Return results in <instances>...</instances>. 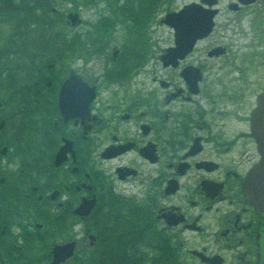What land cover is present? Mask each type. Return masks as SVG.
<instances>
[{"label":"flooded vegetation","instance_id":"af4514ba","mask_svg":"<svg viewBox=\"0 0 264 264\" xmlns=\"http://www.w3.org/2000/svg\"><path fill=\"white\" fill-rule=\"evenodd\" d=\"M231 1L236 0L218 1L211 31L196 39L184 57L168 54L173 45L169 37L158 54L157 70L151 75L130 72L127 82L105 97L99 94L103 82L94 73L97 69L77 66L90 87L85 85L79 98L78 91L69 93L65 111L71 118L52 122L54 129L62 124L73 128L60 134L54 152L62 139L71 140L74 159L67 152L60 166L75 163L77 169L70 168L62 184L54 185L76 194L77 201L94 196L103 209L112 199L108 192L98 193V186L106 185L100 164L114 161L108 176L132 192L119 202L124 207L117 205L119 215L108 220L105 231L111 234L98 230L94 247L100 258L109 255L110 242L118 239L126 242L121 256L136 254L147 264H154L155 257L163 264L261 263L264 213L248 202L243 186L259 158L250 114L264 89L262 83L254 87L264 70L261 7L256 9L262 0L239 4L234 11ZM245 12L250 13L248 30L239 24ZM237 23L240 38L250 37L248 43L230 41L228 32ZM104 77L110 81L107 91L115 79L110 72ZM154 165L158 170L151 175L145 166ZM110 255L119 264L115 248Z\"/></svg>","mask_w":264,"mask_h":264},{"label":"rangeland","instance_id":"374dc122","mask_svg":"<svg viewBox=\"0 0 264 264\" xmlns=\"http://www.w3.org/2000/svg\"><path fill=\"white\" fill-rule=\"evenodd\" d=\"M189 1H191V0H163V2L159 6L153 7L149 13L143 14V15L139 14V15H141V17H140V20H141L140 25H135V26L132 25V21L130 19H124L122 21L123 23H118V25L116 26V29L114 31V37L117 40H121L122 38H124V36L126 34V30L125 29L129 28L128 29L129 30V34H131V35L128 34V36L130 37V43H132V41L134 40L133 46H134V49H135V53L133 51H130L128 53V58H127L126 63L128 65L133 66L134 70H137V71H135V73H137L138 70H140L142 75H151L154 70L158 69L157 57H158V54H159L160 49H161L160 47H164L167 44L166 42L168 41V38H169V33H168L169 29L160 25L159 18L161 16V14H164L165 12L171 11L173 9L175 10L178 7H180L182 4L187 3ZM221 1H222V3H225L227 0H221ZM95 5L97 7L94 6V7H92V9H84V8H82V10L79 12L80 17L82 18V24L80 26H78L77 28H75V29H73L74 26H71V25L68 24L67 27H66L67 30L70 31L71 33L84 32L85 30H87L88 23L90 21L95 20L102 13L109 14L108 10L102 9V8H104V5L102 3H98V4H95ZM63 6H67L68 7V6H70V4L65 2ZM98 6L102 7V8H99ZM258 7H261V9H260L261 12L258 14L259 15L258 16V18H259L258 21H259V26L262 29V33H263V37H264V0H262V2L258 6H256V9ZM245 13H246V16L244 18H240V23L239 24H242L243 27L248 30L249 29V23H248V20H247L246 17H249L250 13H247V12H245ZM227 15L234 16L235 14H233V15L227 14ZM140 20H139V22H140ZM109 24H111V22H109ZM239 24L237 23L236 26L231 27L229 32H228V34H230V37L232 36L231 39H230V41L232 43L241 45L242 42L244 41V38H240V33L238 32L239 27H240ZM1 28H2V30H1L2 33L0 34V46L4 43V41L6 40L8 34H9V27L1 26ZM59 28H60V26H58V27L56 26V30H59ZM54 34H55V32H49L47 34V37H46V45H43V47H45L47 49V51L51 52V55H52L51 58H53V59L57 58V54L55 52L58 50L57 47L55 46V42H54L55 35ZM33 35H35V37H36L37 31H35L33 33ZM77 36H79L81 38V41L83 43L87 41V36L85 34L80 33ZM134 36H137V38H134ZM98 37L101 38L102 35H100ZM246 40L247 41H244V42L248 43L249 40H250V37H248ZM110 46H117V44L111 43L110 45H108V47H110ZM105 50H107V47H105ZM139 50H140V52L142 54L143 53L144 54L140 55ZM81 52L82 53H87L88 51L87 50L83 51V49H82ZM109 53H110V50H109ZM104 61L105 60H103V63H104ZM106 61L107 62L111 61L109 56H107V55H106ZM137 61H138V65H137ZM27 62H30V61L27 60ZM76 63H79V62L77 61ZM70 65H74L73 64V59L72 58L68 59L65 56L63 58V61H60L59 63H56V65H55L56 69H54V66L52 68H50V69H47L46 67H44V68H46V71L40 72V73H36L33 70H30V71L23 70L21 72V76H22L23 82L21 83L20 94L21 95H25L26 97L34 96L37 93L45 95V96H43V98L48 104L47 111L50 114H52V115L55 114L57 116V113L55 111L56 109H55V106H54V102H55L54 93L56 92L57 87H58L59 83L62 80V77H64L66 69ZM95 65H98V63H96ZM61 66H63V68H61ZM110 69H112V66L109 67V70ZM260 72L262 73V76L258 80L257 84L254 85L256 90H257L256 86L260 87L261 83H262V85L264 84V70H262ZM128 75H129V73L118 75V77L115 78L114 83H111V84H113V87L109 86L107 91H106V88L109 85V82L99 83V86H98L99 94L101 96L105 97V94H107L109 90L114 89L115 85L122 84V83L125 84L127 82V80H128ZM121 76H123V77L120 78ZM32 78H37L39 80V83L37 84V86L34 85ZM58 79H59V83H57ZM46 82H49L48 88H45V83ZM47 91H49L50 94H46ZM0 96H4L5 97L6 94L3 93V94H0ZM50 102H53V103H50ZM8 113L9 112H6V111H0V114L2 116L8 115ZM34 126H35L34 122L30 123V128H33ZM13 153H14V148L11 145L9 157L8 158L7 157L0 158V168L3 167L5 169H7L6 166H13V167L15 166V163L13 162V159L10 160V158L13 157L12 156ZM113 162L114 161H104V162H102L100 164L101 165V170L104 171L103 175L105 176L106 185L105 184H100L98 186V190H100L102 194H106L108 192L109 186H110L114 191L125 192L127 194L131 193L130 187H123V184L120 183V182L113 183L112 179L108 176L109 171L111 169L109 167V163L113 164ZM69 166H71V164H68L66 166L68 170L70 169ZM146 167H148V169L150 170V174L151 175L155 174L156 170H158L157 165L145 166V168ZM96 171H97V169H94V173ZM66 174H67V172H66ZM65 175H64L63 172L60 171L57 179H55L53 182H50V184H59V186H60L62 184V182L64 181ZM71 177H72V180L73 179H77L76 175L72 174L70 176V178ZM92 180L95 182L96 185L98 184L97 179L94 180L92 178ZM141 188H142L141 186H137V188H135V189H136V191L137 190L139 191V190H141ZM60 189H61V191H63L62 188H60ZM122 189H124V191H122ZM77 194H78V192H77ZM122 196L125 198L126 195H122ZM76 197H77V195L72 196V198H71V196L69 197V198H71V201L74 202V203L71 204V209L76 204V199H78ZM60 198H59L60 200H63L62 199L63 196H60ZM120 201H121L120 199L118 200L116 198H112V200L108 201V204L105 205L103 207V209H100V203H98L96 209L93 212H96L97 210L101 211V212L107 214L109 216L108 218L113 219V217L115 215H119V213H120L119 210H121V209H120V207L117 206V205H121L119 203ZM122 207H124V206H122ZM30 208H31V206H30V204H28V210ZM124 209H127V208H124ZM52 210H55V208H52ZM8 215H11V216L17 215V216H19V220L18 221L21 222L23 226H25L27 224V222H26L27 220H25V218H26L25 216L27 215V212L25 211V209L23 207L18 208V212L11 211L10 208L1 207L0 208V222L3 221V220H6V217ZM78 220H79V218H68L66 220V224L68 225V227H67V231H66L65 234H63L59 229L56 230L54 227H50L49 228L50 229V234L47 236V238H49V239L57 238L55 240L59 241L60 240L59 238L64 237V236L68 235L71 232H72V235L76 236V238H80L81 232L83 234V230L82 229L85 227V223H86V226H89V221H92V218L89 217L88 218L89 221L87 219H83V220H81L82 223H78ZM18 221L13 220L11 223L14 224V223H17ZM92 224H93V221H92ZM19 226H21V225H19ZM124 227L125 226L122 225L120 228H124ZM21 229L22 228H16L17 232H9L8 231L7 234H8V236L12 237L14 240H17V235L19 234ZM92 232H93V230H92ZM57 233H58V235H57ZM31 239H35V236H33ZM12 242H13L12 246L14 248H17L15 246H19V244L16 243V241H12ZM82 242H86V239H84L83 237H82V240L79 241V243H82ZM151 244H154V242L152 241ZM128 245L130 246V244H128ZM35 246L41 247V243L40 242H36ZM143 246L144 245L141 244V247H143ZM113 247H114V243H110L109 244V255L102 257V259H101L102 261H100V264H107V263L113 262L114 257L112 255H110V251L112 250ZM20 249L24 252V249L22 247H20ZM122 256L119 255L120 261L123 264H132L130 262L132 258L126 257L123 254H122ZM154 261H155L154 264H159L160 263V258L155 257ZM10 264H16V263L13 260Z\"/></svg>","mask_w":264,"mask_h":264},{"label":"trees","instance_id":"16d2710c","mask_svg":"<svg viewBox=\"0 0 264 264\" xmlns=\"http://www.w3.org/2000/svg\"><path fill=\"white\" fill-rule=\"evenodd\" d=\"M4 4H6V7L2 9H10L13 11L20 10L18 7V4L12 3L10 0H1ZM66 1V0H62ZM71 3L76 5L78 2H82L83 4H87L88 0H70ZM105 4L104 7L109 10V14L103 15L100 18H98L95 22L91 23L92 29H90L87 32L88 36H100L105 34V29L110 28L111 25H113L115 18L122 17L123 19H130L133 23V25H140L141 15L139 14H147L151 11L153 7H157L160 5V3L163 2V0H104ZM59 4V2H58ZM64 4L63 2H60V5ZM52 6H55L53 4L52 0H39L34 3L27 5V3L23 4L22 7V14L16 16L14 19L11 20L15 22L16 30L14 33L15 38L11 39L10 46L7 47V52L11 49V52H14L15 56H22L23 58H28L30 61V65L33 66L35 64L36 57H33L32 54L36 55L39 59V65L43 67L44 63H46L47 59L51 58V52L47 51L43 45H46V37L47 34L52 31L53 28L56 26H60V23L62 22V16L58 15L57 12L52 13ZM38 8V9H36ZM7 20L3 19V22H7ZM140 20V22H139ZM10 21V20H9ZM111 22V24H109ZM37 28L34 31H37L35 39L36 43L38 44L37 52H34L32 49V46L28 47L26 46V40L28 36V32L32 28ZM127 30V33H129V30ZM55 40L54 42H58L57 40H64L62 32H55ZM22 36L23 38H19ZM34 36V35H33ZM60 41V42H62ZM61 50H57L55 53H59ZM7 57H11L9 54ZM11 87L10 85H8ZM17 88H15L13 91H16ZM25 100L26 97H23ZM38 101L40 102V106L43 109H47V102L44 100L43 95H39ZM16 107L18 110V98L16 97ZM21 115L19 116V119H22L21 125L14 129L13 137L8 138L7 136L3 135L7 130V126L4 127V129L0 130V145L3 143H15L16 150L20 152L19 157L22 159L27 158V152L32 148V144L30 143V139L32 136V128L29 132H27V122L31 117V113L29 111H25V109L20 110ZM28 157H30L28 155ZM27 160V159H26ZM20 161V159H19ZM32 162H27L24 160V165L19 168L17 171H22V174L25 172L30 173L33 170ZM9 171H12L9 169ZM9 171L5 170L3 167L0 168V172H3L6 176V188L10 191L13 186L14 180L20 181L19 185L22 187H27L28 184H32L31 182V176L30 175H16L13 176ZM4 193L0 194V197H3ZM109 216L101 211H96L93 216V226L95 229L99 230V228H104L102 231L103 234H111V232L105 231V226L108 224V220L111 222V218H108ZM105 218V219H104ZM104 219V220H103ZM105 221V222H104ZM101 222L105 223L104 225L100 224ZM111 229V227H110ZM101 233V232H100ZM98 235V234H97ZM99 236V235H98ZM107 236V235H104ZM113 236V235H112ZM110 237V236H109ZM112 243V242H110ZM126 242H119L118 239H115L114 247L110 251V254H113V249L115 248L117 251V255L115 257V260L118 261L119 264H123L120 261L119 255L121 254V247L125 245ZM98 250V249H97ZM99 251V250H98ZM109 253V252H108ZM100 254L95 250V247L90 250L89 252H85L84 256L81 258V260H84L90 264H100V261H102V258H99ZM132 264H147L144 259L137 257L136 254H134V258L130 261ZM161 264L164 262L160 261ZM166 263V262H165ZM107 264H113L107 263Z\"/></svg>","mask_w":264,"mask_h":264},{"label":"water","instance_id":"95a60500","mask_svg":"<svg viewBox=\"0 0 264 264\" xmlns=\"http://www.w3.org/2000/svg\"><path fill=\"white\" fill-rule=\"evenodd\" d=\"M215 0H210L212 4ZM247 2L250 0H241ZM193 3L184 5L178 12L168 13L165 19L175 29L177 41L182 43L184 49L190 48L194 38L207 33L212 25L211 17L215 10H206L207 12H199L197 16L206 20L205 23H192L191 19L194 16ZM72 19L77 17L76 14L70 15ZM85 84L78 76L71 74L64 85L61 87V99L65 96H70L69 93L76 91H83ZM71 97V96H70ZM92 97V94L91 96ZM251 131L257 142V150L260 153L259 161L250 169L244 180V192L247 199L258 210L264 212V91L259 94L257 98V107L251 114ZM90 202L87 203L89 207ZM78 211L82 212L81 205ZM73 243H66L63 245H55L53 247V262L63 260L72 252ZM261 264H264V254Z\"/></svg>","mask_w":264,"mask_h":264}]
</instances>
